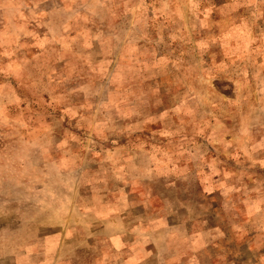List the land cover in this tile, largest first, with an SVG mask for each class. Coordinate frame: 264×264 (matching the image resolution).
Masks as SVG:
<instances>
[{"label": "rangeland", "instance_id": "rangeland-1", "mask_svg": "<svg viewBox=\"0 0 264 264\" xmlns=\"http://www.w3.org/2000/svg\"><path fill=\"white\" fill-rule=\"evenodd\" d=\"M0 264H264V0H0Z\"/></svg>", "mask_w": 264, "mask_h": 264}]
</instances>
